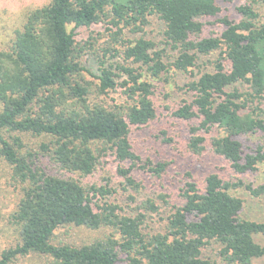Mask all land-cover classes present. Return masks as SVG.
<instances>
[{"label": "trees", "instance_id": "16d2710c", "mask_svg": "<svg viewBox=\"0 0 264 264\" xmlns=\"http://www.w3.org/2000/svg\"><path fill=\"white\" fill-rule=\"evenodd\" d=\"M233 1L51 0L27 13L11 46L0 49V170L8 166L21 191L11 219L15 236L9 228L12 243L0 264H118L123 254L128 264H250L264 257V244L255 240L264 235V221L244 217L245 201L236 194L244 188L264 195V184L240 177L263 162L262 147L244 155L239 138L264 134V16L255 3L242 4L239 21L225 16L220 36L203 35L205 19ZM154 14L165 25L162 48L145 34L127 35L143 32ZM99 24L109 32L101 47L78 41L77 29ZM168 47L177 52L174 59ZM217 51L213 71L186 84L194 97L174 115L201 118L190 127L188 148L201 154L210 144L239 177L210 172L201 189L190 169L183 204L173 206L165 231L144 233L146 218L160 206L154 196L138 198L146 191L138 171L161 179L169 167L143 160L133 147L131 126L157 116L158 80L172 68L188 72L200 55ZM88 52L98 73L82 60ZM119 87L124 103L101 100ZM212 132L217 134L208 139ZM31 137L40 138L36 146ZM109 156L117 171L106 183H85ZM116 177L119 182H113ZM134 202L136 213H126ZM106 227L111 231L103 236L81 242L76 237V230Z\"/></svg>", "mask_w": 264, "mask_h": 264}, {"label": "rangeland", "instance_id": "374dc122", "mask_svg": "<svg viewBox=\"0 0 264 264\" xmlns=\"http://www.w3.org/2000/svg\"><path fill=\"white\" fill-rule=\"evenodd\" d=\"M51 0H0V49H8L13 39L16 36V31L23 29L27 13L32 9L49 3ZM255 3V7L264 16V3L260 0H234L232 3L223 4V11L218 16L208 17L205 19L204 36H220L225 30L221 18L229 16L235 21L241 19L238 7L242 4ZM73 25L70 26V29ZM165 29L164 22L158 15L149 17V24L143 32L131 33L127 31L130 39H135L145 34L146 37L152 38L160 48L165 47L163 32ZM77 39L82 44L90 40V44L96 43V47H101L108 39V30L103 24L93 25L91 28L81 27L77 29ZM89 44V45H90ZM88 45V46H89ZM88 48V47H87ZM170 59L176 57L177 52L169 49L166 50ZM220 51L210 55H200L197 64L188 72L174 70L169 71L166 78L158 80L154 85V101L156 103L158 114L151 122L142 126H131L130 138L134 149L143 158V160L151 159L154 163H166L169 170L159 179L154 177L150 172L138 171L145 179L146 191L144 195H139L140 200L154 196L157 198V203L160 206L158 213L150 214L143 225L144 233L150 234L155 232H164L168 222V217L174 211L173 206L183 204L182 191L185 187L187 171L193 169L194 175L199 182L201 189L205 186V178L208 173L216 172L221 177L227 180H236L239 175L233 170L231 163L224 157L215 153L210 144L201 154H196L188 148L190 137V127L199 125L201 118L195 117L187 121L174 115L177 108L180 107L184 100L191 101L194 93L187 90L186 84L193 79H197L204 72L213 71L214 61L219 57ZM82 60L94 72L98 73L99 64L96 58L88 52L82 57ZM138 67V65L136 66ZM226 68H230V64L226 63ZM88 79L98 82L91 76ZM124 77H120V81ZM246 87V86H245ZM244 87V88H245ZM101 100L108 104H121L125 102L123 89L119 87L117 90L110 91L107 95H103ZM1 110V105H0ZM220 133V132H219ZM217 134L212 132L206 134L208 139L212 135ZM240 140L244 144V155L258 150L261 146L264 152V134L246 133L241 135ZM31 144L39 142L40 138L31 137ZM117 171L116 162L113 156L106 158L104 165L97 168L95 173L84 179L88 185L96 183H106V179L113 172ZM246 183H251L254 186L264 184V160L261 162L255 171H250L240 175ZM117 177L113 178V182L117 181ZM119 182V180L117 181ZM115 185H118L115 184ZM120 186H118L119 189ZM120 191V190H119ZM236 194L244 199L243 216L256 221H264V195L253 196L244 188H238ZM21 191L11 177V169L8 166H3L0 170V254L9 248L12 240L11 219L13 212L17 208ZM118 195L115 193L111 199ZM159 195V197H157ZM160 195H165V199L160 198ZM143 196H145L143 198ZM122 198L121 195H119ZM165 200H169L166 203ZM137 202L126 208V213L133 212ZM128 211V212H127ZM136 213V210L133 212ZM193 215H190L189 218ZM77 231L78 241L91 240L95 237L103 236L110 232V228H102L99 230L82 229ZM15 236V230H14ZM255 240L264 244V235L256 234ZM213 250L218 251L219 247L215 245ZM126 254L122 255V260L118 264H128ZM21 264V263H19ZM250 264H264V257L254 259Z\"/></svg>", "mask_w": 264, "mask_h": 264}]
</instances>
